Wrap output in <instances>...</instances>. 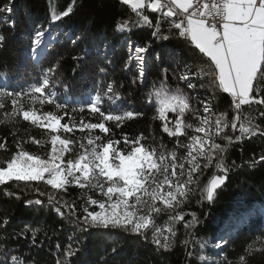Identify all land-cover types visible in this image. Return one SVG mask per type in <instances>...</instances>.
Wrapping results in <instances>:
<instances>
[{
	"label": "snow or ice",
	"instance_id": "obj_1",
	"mask_svg": "<svg viewBox=\"0 0 264 264\" xmlns=\"http://www.w3.org/2000/svg\"><path fill=\"white\" fill-rule=\"evenodd\" d=\"M121 2L130 5L136 12L135 24L153 29L151 36L155 40L170 41L183 38L185 42L194 44L199 53L209 58L210 72L189 63L183 56H179L176 50H169L170 57H176L172 63L177 67L172 69V74L178 75L187 89L193 92L198 91V88L204 89V81L210 79L213 85L231 96L236 114L231 118L228 113L214 114L211 100L200 101L203 104L201 114L192 104L194 96L167 86L166 77L172 65L163 67L164 61L160 53H157L155 59L165 79L160 80L159 86L153 85L147 98L150 103L159 104L158 114L153 116V120L164 121L163 132L175 138L172 148L163 143H143L146 139L143 136L129 138L123 135L122 141L115 138L113 128L108 126L107 122H113L116 128H120L126 120L142 116L143 113L122 108L121 94L115 90L114 82L109 83L103 93L111 102L108 109L101 110L100 94L95 95L94 100L90 97L87 101L90 114L96 116V122L85 123L83 119L76 121L73 118L67 123H62L63 116L53 111L38 114L34 107H26L22 102V97L25 96L32 104L39 102L41 106L54 105L56 110H65L64 115H68L69 100L58 101L56 93L52 91L61 84L57 72L62 57L56 58L47 68L40 69L38 79L31 83H17L15 87L9 86L7 73L0 72V79L4 81L0 85V110H4L8 118L30 121L31 124L46 129L49 138L45 143L51 145L50 151L42 157L40 154L24 150L17 142L18 151L12 153L5 163L0 164V185L16 182V188H6L3 194L17 199L24 196L26 206L51 207L57 215L75 224L76 230L63 250L64 259L58 258L56 264H66L68 257L75 256L82 250L77 232L91 234V229H104L109 233L112 230H120L138 236L158 248L169 250L176 242L177 224H182L185 229L186 239L181 243L186 249L190 243L187 238L189 236L199 245L202 254L197 259L200 264H232L226 255H221L225 252L224 245L231 239L230 235L212 238L217 241L212 245L213 248L220 250L215 253L220 258L213 261L203 254L212 240L195 239L192 230L201 221L197 213L185 211L184 206L189 205L197 193V204L214 202L217 190L225 185L232 168L238 167L234 161L231 165L227 164L225 154L244 137H254L258 134L264 137V109L258 111L259 123H256L255 117L242 115V106H264V0ZM75 3L76 0H72L67 9L61 12L55 11L54 4H50L53 9L51 21H60L62 17H67L73 12ZM146 9L150 10L151 15L158 14L155 21L150 18ZM12 12V0L0 7V13ZM0 21L9 23L14 34V19L3 15L0 16ZM165 23L168 25L166 31L163 29ZM129 27L127 21L117 26L119 31ZM49 32L50 25H37L31 34L24 37L28 43V56L36 66H39L49 50L61 41V37L76 45L88 36L86 30L79 35L65 31L49 36ZM8 40V36L0 33V49L5 48ZM109 46V42L103 43L105 50ZM128 48L129 57L125 68L135 61L138 76L133 80V84L137 80L143 83L149 71L148 60L144 54L149 52L150 45H137L133 49V44L129 41ZM84 51L87 53L88 49L85 48ZM96 51H100L99 45L96 46ZM73 60L77 61L79 67L84 57L74 56ZM181 66L183 71L178 73L177 68ZM99 70L101 73L105 72L104 68ZM118 100L121 101L119 105L116 103ZM9 102L10 112L6 108ZM72 111L75 112L76 109L73 107ZM188 112L192 113L198 123L194 125L186 122L185 116ZM168 113H172L173 117L170 118ZM77 126L79 131L84 133L80 139L64 135L73 133ZM237 128L240 135L233 136L228 131L231 129L235 132ZM189 129L194 134L189 135ZM95 130H98V134ZM181 137H185L186 142H183ZM33 142L41 143L34 138ZM0 149L7 150V144L0 142ZM259 162H264V153L259 156V161L253 159L247 166L256 167ZM209 168L214 171L204 183L201 177ZM40 183L50 186L51 190H42ZM72 185L86 190L82 203L76 200L70 203L63 199L61 194L67 193ZM97 191L100 198H93ZM30 193L35 194L37 198H32ZM90 206H97L100 211L95 208L90 210ZM165 213L168 214V220L162 225L157 224V218ZM189 215L191 219H186ZM9 224L10 219L7 216L0 218V239H7ZM28 232H31L29 245L37 246L39 229L26 226L21 232L13 235L19 240ZM257 243L261 245L258 249L255 247ZM56 249L59 253L61 246L57 244ZM112 251L116 252L117 249L113 248ZM256 252L264 254V239L259 237L245 248L244 254L235 264H247V257ZM186 255L191 257L193 253L187 251ZM0 264L36 262H26L23 257L13 254L12 249L0 245Z\"/></svg>",
	"mask_w": 264,
	"mask_h": 264
},
{
	"label": "trees",
	"instance_id": "obj_2",
	"mask_svg": "<svg viewBox=\"0 0 264 264\" xmlns=\"http://www.w3.org/2000/svg\"><path fill=\"white\" fill-rule=\"evenodd\" d=\"M12 2V13H0V16L8 15L16 22L13 34L9 23L0 21V33L9 37L5 48L0 49V72L7 73L9 86L15 87L17 83H31L39 78L40 69L47 68L55 62L56 58L62 57L57 72L61 84L52 91L56 93L58 101L69 100L68 115H64L65 110H56L54 105L41 106L39 102L32 104L28 97H22L23 104L26 107H34L38 110V114L53 111L63 116L62 123H67L73 118L76 121L83 119L85 123L96 122V116L90 114L87 101L90 97L94 100L95 95L100 94L102 96L101 110L108 109L111 102L103 96V93L107 85L114 82L115 90L121 94L122 108L143 113L142 116L126 120L120 128H116L113 122H107L108 126L113 128L115 138L122 141L123 135L129 138L143 136L146 138L142 141L143 143H163L168 148H172L175 138L163 132L164 121L153 120V116L158 114L159 104L150 103L147 98L153 85L159 86L160 80L165 79L155 59L157 53L162 54L163 67L168 68L170 64L172 65L166 77L167 86L172 90L180 89L194 96L192 104L200 110L201 114H203V104L200 101L206 100H211L213 112L216 115L228 113L231 118L236 114L232 107L231 96L213 85L210 79L204 81V89L198 88L196 92L187 89L178 75L172 74V69L177 67L172 63L176 57H170L169 50H176L179 56H183L189 63L210 72L209 58L199 53V49H196L194 44L190 41L185 42L183 38L170 41L155 40L151 36L153 29H149L146 25L135 24L136 12L130 5H124L121 0H76L73 12L67 17H62L60 21H51L53 9L50 8V4H54L55 11L61 12L67 9L72 0H12ZM8 3L9 0H0V7ZM145 11L150 14L149 9ZM156 15L150 14V18L155 21ZM125 21L130 27L119 31L118 24ZM37 25L45 27L50 25L49 36L53 33L62 34L65 31L79 35L85 30L88 36L76 45L61 37V41L49 50L39 66H36L28 56V43L24 37L31 34ZM167 27L166 23L163 24L165 31ZM129 41L132 42L133 49L137 45H150L149 52L144 54L148 60L149 71L143 83L137 80L133 84V80L138 76L135 61L125 68L129 57ZM104 42H109L110 46L107 50L103 48ZM97 45L100 46L99 52L96 51ZM85 48L88 49L87 53L84 51ZM74 56L84 57L79 67H77V61L73 60ZM100 68H104L105 72L101 73ZM182 71V66L177 68L178 73ZM18 77L21 79L18 80ZM3 83L4 81L0 79V85ZM116 103L119 105L121 101L118 100ZM73 107L76 109L75 112L72 111ZM6 108L7 111H11L10 102ZM261 109H264V106L245 105L242 106V115L255 117L256 123H259L258 111ZM167 115L170 118L173 117L172 113ZM185 120L194 125L198 123L191 112L186 113ZM95 131L98 134V130ZM228 131L233 136L240 135L238 128L235 132L231 129ZM188 132L189 135L194 134L191 129ZM64 135L80 139L84 133H81L77 126L73 133ZM33 138L41 143H34ZM48 138L46 129L33 125L30 121L8 118L4 110H0V142L7 144V150L0 149V164L5 163L12 153L18 151L17 142L24 150L44 157L51 149V145L45 143ZM181 140L186 142L185 137H181ZM84 142L86 143V140ZM262 153H264V137L259 134L237 141L225 155L227 164L231 165L234 161L238 167L232 168L225 185L217 190L214 202L205 201L202 205L197 204L196 199L199 198L197 193L190 204L184 206L185 211L195 212L200 218L201 223L192 230L196 240H212L213 237L220 235L226 237L230 235L231 239L227 245H224L225 252L221 255H226L227 260L232 264H235L244 254L245 248L253 244L258 237L264 239V162L257 163L256 167L247 166L253 159L259 161ZM213 171L212 168L205 170L201 177L202 182L206 183ZM39 186L42 190H51L50 186H45L43 183ZM9 187L15 189L16 182L0 185V218L7 216L10 219V224L7 226V239H0V245L12 249L13 254L23 257L26 262L34 260L36 264H56L58 258L63 260V250L69 244V237L76 230L75 224L57 215L51 207L26 206L24 196L20 199L5 196L3 193ZM17 194H19L18 190ZM29 195L37 198L35 194ZM61 195L70 203L73 200L82 203L86 190L72 185L69 186L67 193ZM93 198H100L98 191ZM92 208L97 211V206H90V210ZM186 219H191V216H187ZM167 220L168 214H162L157 218V224L162 225ZM26 226L39 229L36 237L37 246H30L28 243L31 232L19 240L13 235L21 232ZM176 227V242L169 250L158 248L138 236L120 230H112L109 233L104 229H91V234L77 232L82 250L75 256L68 257L66 264H200L197 259L202 254L199 245L193 241V237L189 236L187 238L190 243L186 249L181 243L186 239L185 229L182 224H177ZM216 242L212 240L203 252L213 261L220 258L215 255L220 250L212 246ZM57 244L61 246L59 253L56 249ZM255 247L258 249L261 245L257 243ZM113 248L117 251L113 252ZM187 251H191L193 255L187 256ZM247 264H264V254L256 252L248 256Z\"/></svg>",
	"mask_w": 264,
	"mask_h": 264
},
{
	"label": "rangeland",
	"instance_id": "obj_3",
	"mask_svg": "<svg viewBox=\"0 0 264 264\" xmlns=\"http://www.w3.org/2000/svg\"><path fill=\"white\" fill-rule=\"evenodd\" d=\"M97 211H100V209L97 207Z\"/></svg>",
	"mask_w": 264,
	"mask_h": 264
}]
</instances>
